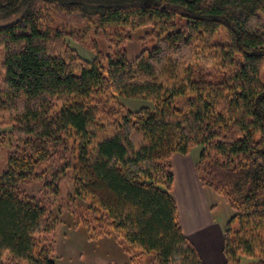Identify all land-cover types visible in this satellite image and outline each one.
Listing matches in <instances>:
<instances>
[{
	"label": "trees",
	"instance_id": "16d2710c",
	"mask_svg": "<svg viewBox=\"0 0 264 264\" xmlns=\"http://www.w3.org/2000/svg\"><path fill=\"white\" fill-rule=\"evenodd\" d=\"M58 13L87 28L153 26L157 43L104 66L69 44L80 33ZM0 50V125L17 140L0 173V264H57L59 216L22 184L58 195L67 174L89 239L113 237L128 264H205L172 192V156L198 146L200 183L235 211L226 264H264V0H0ZM214 62L228 69L220 80L196 76Z\"/></svg>",
	"mask_w": 264,
	"mask_h": 264
},
{
	"label": "rangeland",
	"instance_id": "374dc122",
	"mask_svg": "<svg viewBox=\"0 0 264 264\" xmlns=\"http://www.w3.org/2000/svg\"><path fill=\"white\" fill-rule=\"evenodd\" d=\"M56 18L58 22L62 21L68 25L69 30H71L70 27H73V30L80 33L78 40L71 39L68 36L69 44L88 60L101 58L104 66H107L111 57L117 58L120 54L125 53L129 59H133L142 51L152 49L157 43L153 26H146L129 32L116 25L99 29L93 25L87 28L88 23L91 22L87 18H78L74 14L58 13ZM184 24V19H178V28H181ZM237 58H243V54L239 51L237 52ZM2 60L3 54L0 50V74L3 73ZM225 72H228V69L221 68L217 62L199 63L195 66L196 76L209 81L220 80ZM261 79L264 82V60L261 68ZM118 99L120 103L131 110L152 105L150 101L146 100L125 97H119ZM112 105L115 106L116 101ZM1 119L6 121L5 116ZM3 121L0 122L3 123ZM255 135L257 139L260 138V133H255ZM16 141L12 133V127L5 123L0 125V173L6 168L10 153L17 146ZM200 149L201 146L194 147L189 153L196 160V169ZM74 184L71 174H67L65 178L59 180L60 193L58 195L53 192V187L46 184L45 180H27L22 184L26 193L34 196L59 216L60 223L54 236L56 238L55 255L57 264H128L129 258L122 251L123 245L121 246L117 240L106 236L99 239H89L83 225L77 223L87 205L79 196L74 195ZM203 190L207 201L211 205L214 220L212 226L221 233L235 211L228 201L213 189L203 186ZM250 262V258L246 256L241 260V264H250Z\"/></svg>",
	"mask_w": 264,
	"mask_h": 264
},
{
	"label": "crops",
	"instance_id": "0c3cea01",
	"mask_svg": "<svg viewBox=\"0 0 264 264\" xmlns=\"http://www.w3.org/2000/svg\"><path fill=\"white\" fill-rule=\"evenodd\" d=\"M195 161L191 154L172 156L174 170L172 192L178 204L180 222L184 233L194 243L205 264H226L223 254V232L220 233L212 226L214 220L211 205L199 181Z\"/></svg>",
	"mask_w": 264,
	"mask_h": 264
}]
</instances>
